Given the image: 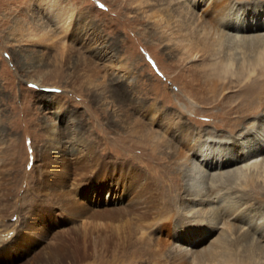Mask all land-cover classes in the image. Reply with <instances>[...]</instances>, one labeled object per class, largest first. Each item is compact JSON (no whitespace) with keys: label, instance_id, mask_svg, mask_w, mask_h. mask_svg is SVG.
I'll return each instance as SVG.
<instances>
[{"label":"rangeland","instance_id":"374dc122","mask_svg":"<svg viewBox=\"0 0 264 264\" xmlns=\"http://www.w3.org/2000/svg\"><path fill=\"white\" fill-rule=\"evenodd\" d=\"M185 2L0 0V264H109L111 253L129 245L124 226L99 227L97 218L73 212L71 181L58 187L55 180L67 158L80 160L71 168L81 185L77 200L91 211L125 207L128 191L112 197V181L95 193L97 157L124 175L175 179L179 188L161 194L174 208L166 206L169 218L150 232L147 252L120 255L118 262L175 264L171 246L189 183L198 175L175 150L192 156L189 137L196 136L237 148L264 122V104L237 129L224 118L225 109L250 102L248 94L264 96L259 42H220L212 29L217 13L200 16L203 4L194 16ZM226 3L264 12V0ZM209 78H218L215 93L208 92ZM148 131L166 146L153 152ZM211 180L201 184H216L227 199L240 193L244 215L264 214L261 181L235 173ZM63 190L69 192L64 202L57 196ZM240 223L195 247L201 264H264V252L252 247L245 231L237 233ZM70 254L77 260L64 262Z\"/></svg>","mask_w":264,"mask_h":264},{"label":"bare ground","instance_id":"6f19581e","mask_svg":"<svg viewBox=\"0 0 264 264\" xmlns=\"http://www.w3.org/2000/svg\"><path fill=\"white\" fill-rule=\"evenodd\" d=\"M213 1L214 0H186L185 3L192 8V14L194 16L203 4H206V6L202 9L200 16L206 13L208 9L217 13L214 16L212 15V21L214 23H212V26L214 25L212 29L216 31L212 33L215 34L220 42L224 40L238 46L239 44L246 43V41L253 42L254 44L255 42H259L258 44L260 45L256 55L257 63L264 64V12L258 11L253 14V12L247 11L245 7H238L234 4L229 6L226 0ZM195 44L199 45L201 42L199 43V41H196ZM202 46L207 48L206 43H203ZM205 73L213 74L214 76L219 75L216 73ZM209 79L214 83L211 88H207L208 92L211 90L212 93H215L218 89L216 88L219 82L218 78ZM249 79L250 78H247V80ZM250 96L251 95L248 94L246 99L250 102H241L238 105L231 106L229 109H225V111L223 110L225 114L224 118L227 119L225 124L229 126L230 129L234 130L239 128L245 122L247 116L258 113L263 107L264 96L262 94L252 95L253 98ZM196 112H198V108L195 109V113ZM260 127L261 128L251 131L249 136L244 137L238 142L239 144H236L237 148H229L227 141L226 143L221 141H210L209 139H202L199 136L189 137V140H191L189 151L192 152V156H184V153L182 154L180 149L175 148V157H177L180 162L182 161V163L184 161H189L192 170H196L195 172L198 173V175H195V181L189 183L187 190L188 197H186V200L189 202L184 205L183 214L180 216L176 228L179 230V233L171 246V257L175 264H201L195 247L208 239V236H212L216 233H218V235H221V233L226 234L232 229L236 220L241 221L240 224H236L237 233L245 231L249 236V243L252 247L258 248V250L264 252V214L244 215L242 213L244 201L241 202V198H239L241 196L240 193L238 194L235 192V195L232 194V198L234 197V199H227L223 194L224 192H221L222 189L215 186L216 184L211 185V183L209 186L205 184L202 185L208 179L217 178L221 180L225 174L230 173H235L237 176L242 175L249 180L261 181L264 183V122ZM144 136H146L145 139L147 144H151L150 147L153 152H158V150H160L159 148L162 149L163 146H166V141L163 140V137L159 134L157 135L148 131ZM67 159L71 162H66L68 163V165L66 164V170L60 169L57 172L55 180L59 182L58 187L66 183L69 184L71 181L70 184L74 190L70 193L69 208L80 216L90 214L91 217L97 218L99 227L107 226L117 228L122 225L126 229L124 231H126L129 245L121 249V253H111L109 264H118L120 255L124 256L141 253V251L144 250V252H147L149 248L148 245L151 244L149 242L150 232L165 216L166 206L172 207V209L174 208L172 206L173 203L171 204V202H173L172 199L169 203L161 194L170 193L169 191L167 192V190L172 192L174 191L173 189L179 188L177 185L175 187V179L172 180L171 176L166 173L158 177L150 175L151 178L148 177L146 180H142L143 176L140 177V175L136 177H132L128 174L124 175L115 165L108 166L106 162H101L102 158L97 157L95 159V172L98 177V185H96L95 193L101 194L102 191L106 189L105 187H109L108 181H112L115 183V186L107 188L109 191L114 192L112 197H116L119 193L128 191L129 198H127L128 200L126 199L127 202L125 201V207H100L95 211H91L86 204L82 201H78L74 196L75 190L81 188V185L79 181L73 180L75 178H73L71 168L74 167V165L72 167L74 162L80 164V160L76 161L74 159L72 160V158ZM88 167L89 164H86V168ZM79 171H81V169ZM85 171H87V169ZM83 175L85 174L83 173ZM83 175L81 176L83 177ZM82 177L81 181L83 178H86V176ZM153 186L156 187V191L153 189ZM57 196L63 201V198L69 197V192L64 190L59 191ZM177 197L180 198V196ZM69 199L67 198V201ZM167 199L169 200L168 197ZM163 202L165 203L163 204ZM165 217L167 219L169 218L168 216ZM107 220L110 222L103 224V222ZM196 229H199L200 232H196ZM160 244L162 243L160 242ZM133 247H135V250H133ZM94 248H96L95 245ZM152 251L154 253H159L155 247ZM117 254L118 257L115 256ZM70 257H72L74 261L78 258L70 254V256H64V262L68 259L70 260Z\"/></svg>","mask_w":264,"mask_h":264}]
</instances>
